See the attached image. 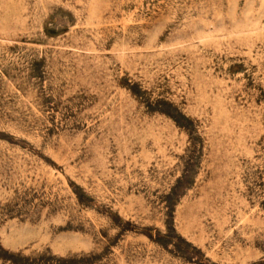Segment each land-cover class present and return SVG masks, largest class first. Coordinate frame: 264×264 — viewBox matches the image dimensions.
Here are the masks:
<instances>
[{
	"label": "rangeland",
	"instance_id": "rangeland-1",
	"mask_svg": "<svg viewBox=\"0 0 264 264\" xmlns=\"http://www.w3.org/2000/svg\"><path fill=\"white\" fill-rule=\"evenodd\" d=\"M0 264H264V0H0Z\"/></svg>",
	"mask_w": 264,
	"mask_h": 264
}]
</instances>
